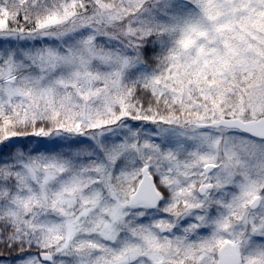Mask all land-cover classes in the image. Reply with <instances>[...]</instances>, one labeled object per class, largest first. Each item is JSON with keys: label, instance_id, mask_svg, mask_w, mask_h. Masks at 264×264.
I'll return each mask as SVG.
<instances>
[{"label": "snow or ice", "instance_id": "obj_1", "mask_svg": "<svg viewBox=\"0 0 264 264\" xmlns=\"http://www.w3.org/2000/svg\"><path fill=\"white\" fill-rule=\"evenodd\" d=\"M0 264H264V0H0Z\"/></svg>", "mask_w": 264, "mask_h": 264}]
</instances>
